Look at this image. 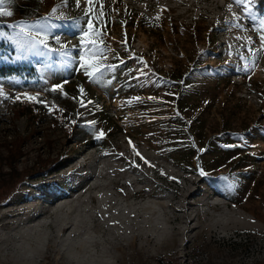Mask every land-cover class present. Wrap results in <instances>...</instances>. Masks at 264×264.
Masks as SVG:
<instances>
[{"label": "rangeland", "instance_id": "obj_1", "mask_svg": "<svg viewBox=\"0 0 264 264\" xmlns=\"http://www.w3.org/2000/svg\"><path fill=\"white\" fill-rule=\"evenodd\" d=\"M53 8L66 18L53 22L66 25L55 35L67 57L50 40L44 57L13 62L6 58L14 47L0 40V66L16 69L0 75V183L11 180L10 165L23 172L56 163L47 175L18 184L0 213L38 204L42 213L54 194H68L65 206L76 210L71 218L85 224L93 240L112 242L124 232L128 248L137 223L139 256L130 257L128 248L124 262L111 264H264V23L245 19L252 5L11 0L3 11L12 15L0 17V25L36 21ZM86 20L103 34L96 43L103 56L95 60L86 48L93 39ZM109 65L113 70L93 79L100 87L89 83L96 67ZM64 98L73 103L70 126L51 118L54 102ZM88 187L109 203L86 202L81 192ZM103 208V219L117 227L95 233L103 219L94 210ZM22 216L0 226V264H31L22 239H2L46 233H30V223L18 226ZM68 236L55 240V248L64 250ZM104 248L119 255L110 244Z\"/></svg>", "mask_w": 264, "mask_h": 264}, {"label": "bare ground", "instance_id": "obj_2", "mask_svg": "<svg viewBox=\"0 0 264 264\" xmlns=\"http://www.w3.org/2000/svg\"><path fill=\"white\" fill-rule=\"evenodd\" d=\"M90 178L91 177L86 178V181ZM93 190H95V188L88 187L84 191L82 192L80 191L81 195L87 196L86 202L93 205L94 207L99 204L104 205L109 203V199L107 195L105 196L103 195V197H99V195L97 196L93 192ZM53 194L54 193L47 194L43 198L46 199L45 201H47L49 198L53 196ZM136 194L137 193H133L132 195L135 196ZM54 196H55L54 200H52L50 203L48 202L49 207L45 209L42 213H37V210L40 208L39 204L26 212H21V211L18 212L17 210H16L17 212H15V210H7V211L2 210L3 212L0 213V226L4 225L8 227L9 225L12 224L10 223L9 219L14 218L16 215L18 216L23 214L22 216L23 218L21 219V222L18 223V226L24 223H30V227L32 229L30 233L34 232L33 234H36L37 233L36 229L38 228L40 230L45 229L46 233L44 235L32 236L31 234L28 235L27 232H19L17 234L15 233L16 235L14 234L15 235L14 237L9 236L5 239H2L1 243L4 244L7 241L13 242L16 239H22L26 251L25 255H23V257L25 258L24 261H29L31 264H111L113 260L124 262L128 248H131L132 251L130 253V257L139 256V249L136 248L135 246V242L138 237L137 223L133 228L134 234L132 236V243H130L131 246L129 245L128 248L126 246L127 244L126 242L128 238L126 237V234L124 232H121L119 234L117 233L116 234L117 238L113 239L112 242L104 241V240L99 242L93 240L91 236L88 235V233L85 230L86 229L85 224L83 225V223L77 222L78 220L76 221L75 219L71 218L72 215L75 214L76 210L74 209V207L69 206L68 203L67 206H65L64 201L67 199H71L73 196L72 195L68 196V194L57 195V193L54 194ZM64 196H67L69 198L64 199ZM66 207L68 211L64 213L63 208ZM108 208L110 207L108 206ZM34 210L35 212H33ZM103 210L104 208L102 210L95 209L94 216L103 219L104 217ZM53 215H55L54 221L43 224L41 222L42 225L40 224V221L42 219L46 217L47 218L52 217ZM133 215H136L135 212ZM95 223L96 224L93 223L94 226L92 229L95 233L97 232L103 233V231H105L106 228L111 225L117 227V223L114 220L113 223H110L108 219L105 220L103 219L102 222H98V220H96ZM82 234L83 235L86 234L88 236L85 237L84 239H80L79 236H81ZM65 235H69L68 237H71L69 239V243L67 244V247L64 250L56 249L55 247L57 246L53 245V242L57 239L64 237ZM76 238H79L80 241L79 242L75 241ZM104 243L112 245L113 249L116 252H118L119 255L116 256L113 253L107 251L104 248ZM35 258L40 259V261L38 262V260H35Z\"/></svg>", "mask_w": 264, "mask_h": 264}, {"label": "snow or ice", "instance_id": "obj_3", "mask_svg": "<svg viewBox=\"0 0 264 264\" xmlns=\"http://www.w3.org/2000/svg\"><path fill=\"white\" fill-rule=\"evenodd\" d=\"M72 0H62V3L67 6L71 3ZM74 2L80 6L82 0H74ZM93 0H86V3L91 4ZM11 3V0H0V17L5 15L11 16V12L3 11L4 5ZM238 6H248L252 5L254 10H250L249 12L245 13V19H248L250 23L255 24L258 21L260 23H264V13H260L258 9L255 8L256 0H247V4L245 0H233ZM58 9L53 8L51 13L45 17L39 18L36 21H18L14 24H7V25H0V40H4L12 44L15 50V55L7 57L6 59H10L13 62L22 61L29 58V56H36V57H44L47 55L48 52L52 51L51 44L49 41L51 40L54 43H60L61 48L63 49L65 57L69 55L67 47L63 44L60 39V36L55 35L56 31L61 28V25L54 23V20H61L65 21L66 18L63 15H58ZM85 15L87 16L88 13L86 12ZM74 26V22H71ZM85 26L87 28H92L93 31L91 36L93 39L89 40L86 48L89 52V56L91 59L95 60L98 57H102V51L96 49V43H102V36L103 34H97L91 20L85 21ZM8 29L10 31H5ZM81 32L84 35H89V33L84 32L81 29ZM23 37H28V39H22ZM99 37V40H97ZM264 40V37H261ZM75 47V46H74ZM83 58V57H81ZM0 59H5L0 57ZM113 70L112 66H105L104 68L96 67V70L91 74L93 79H100L103 76L105 71ZM3 89L0 88V96H3ZM20 96L15 97V99H20ZM37 99V102L45 103L44 101H39L38 97L28 96V99ZM103 135V133H101ZM131 143V141H130ZM137 155H140L137 153ZM141 159L143 157L141 156ZM147 163V161H145ZM203 175V173H201Z\"/></svg>", "mask_w": 264, "mask_h": 264}, {"label": "trees", "instance_id": "obj_4", "mask_svg": "<svg viewBox=\"0 0 264 264\" xmlns=\"http://www.w3.org/2000/svg\"><path fill=\"white\" fill-rule=\"evenodd\" d=\"M257 3L259 4L258 5L259 8L264 9V0H257ZM15 70H16L15 68L12 69L11 67L0 66V75L4 76L12 72H15ZM89 83L100 87L99 81L93 80L92 75L89 76ZM72 107H73L72 101H69L66 98L60 99L59 102L55 101L54 108L51 112L52 120H54L55 122H63L66 125L70 126L73 123V121L71 119V116L69 115L70 113H68V110H70ZM21 142L22 141L19 140L18 142L15 143L14 147L12 148L13 149L12 156L13 154L17 153V156L15 158L18 157L19 145L21 144ZM55 164L56 163L52 161L51 164L48 165V167H44V163H43L42 169L39 168L25 169L23 172L13 171V168L10 165V175L12 176L11 180L7 183L5 182L0 183V203L4 202L7 198H9L12 192H14V190L17 188V185L24 182L26 178L30 179L35 176L47 175L49 171L53 168V166H55Z\"/></svg>", "mask_w": 264, "mask_h": 264}]
</instances>
